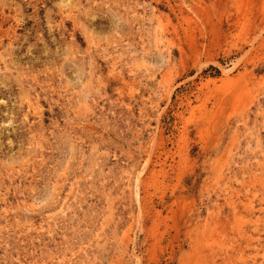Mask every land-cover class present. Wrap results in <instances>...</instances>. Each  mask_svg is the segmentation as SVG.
I'll use <instances>...</instances> for the list:
<instances>
[{
  "label": "rangeland",
  "instance_id": "rangeland-1",
  "mask_svg": "<svg viewBox=\"0 0 264 264\" xmlns=\"http://www.w3.org/2000/svg\"><path fill=\"white\" fill-rule=\"evenodd\" d=\"M0 264H264V0H0Z\"/></svg>",
  "mask_w": 264,
  "mask_h": 264
},
{
  "label": "bare ground",
  "instance_id": "bare-ground-1",
  "mask_svg": "<svg viewBox=\"0 0 264 264\" xmlns=\"http://www.w3.org/2000/svg\"><path fill=\"white\" fill-rule=\"evenodd\" d=\"M136 189H138V186H137V188ZM138 193V192H137Z\"/></svg>",
  "mask_w": 264,
  "mask_h": 264
}]
</instances>
